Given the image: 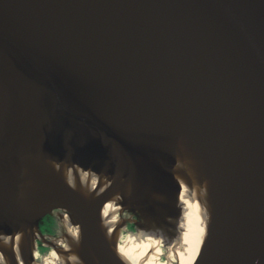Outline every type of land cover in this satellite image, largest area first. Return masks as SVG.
<instances>
[{
    "label": "water",
    "instance_id": "1",
    "mask_svg": "<svg viewBox=\"0 0 264 264\" xmlns=\"http://www.w3.org/2000/svg\"><path fill=\"white\" fill-rule=\"evenodd\" d=\"M64 43L84 53L71 52ZM26 56L61 67L70 78L61 79ZM107 64L198 83L186 92L197 118L193 127L207 140L234 146L231 194L198 264H264V0H0V81L24 107L21 119L10 125L0 92V215L7 216V209L17 213L0 229L33 222L45 237L39 225L51 211L33 219L1 201L5 172L15 177L28 155H41L48 189L14 190L40 198L52 197L55 148L57 156L93 170L124 157L133 165L128 136L104 108L115 105L111 96L120 86V76ZM133 124L142 136L160 142L157 154L174 158L175 132L139 120ZM117 178L116 172L111 184ZM63 187L58 185V196L98 264H115L92 219Z\"/></svg>",
    "mask_w": 264,
    "mask_h": 264
},
{
    "label": "bare ground",
    "instance_id": "2",
    "mask_svg": "<svg viewBox=\"0 0 264 264\" xmlns=\"http://www.w3.org/2000/svg\"><path fill=\"white\" fill-rule=\"evenodd\" d=\"M61 45L71 52L84 53L79 47ZM26 57L61 79L70 78L61 67L46 66ZM106 68L120 76V86L111 96L115 105L104 103V108L112 123L128 136L133 165L130 167L124 157L93 170L57 156L55 148L51 164L57 179L52 197L40 198L21 196L14 190L48 189L41 155L24 157L17 178L9 169L1 179L4 190L1 201H8L33 219L55 208L67 210L58 215L68 231L48 241L47 244L54 243V249L38 260L41 236L33 222L20 224L12 231L0 229V264H98L99 259L87 245L70 207L58 196V185L64 186V193L92 219L101 246L115 259V264H174V260L177 264H198L205 256L212 231L231 194L229 155L234 150L233 144L224 139L207 140L193 127L197 118L186 92L195 88L197 82L177 74L167 80L108 64ZM0 92L6 97L8 121L13 125L21 119L24 107L20 98L1 81ZM35 99L39 107L40 101ZM116 106L123 107V111ZM196 107L197 104L194 110ZM135 118L139 123L160 125L178 135L174 158L157 154L160 142L142 136L134 127ZM116 172L118 178L111 184ZM125 206L141 211L147 228H142L139 234L129 232L120 242L126 223L124 218L117 219V213ZM6 211L7 216L0 215V223H13L17 213ZM162 255L166 260L161 259Z\"/></svg>",
    "mask_w": 264,
    "mask_h": 264
},
{
    "label": "rangeland",
    "instance_id": "3",
    "mask_svg": "<svg viewBox=\"0 0 264 264\" xmlns=\"http://www.w3.org/2000/svg\"><path fill=\"white\" fill-rule=\"evenodd\" d=\"M67 210L55 208L50 213L56 216V235L47 236L48 239H46L44 236L40 234V238L38 239V256L37 259L41 260L43 256L48 254L50 251L54 249L53 246L47 244L48 241L52 240L53 238H58L64 236L68 231V226L64 224V222L59 217V213H66ZM124 218L126 223V229H123L120 242H123V240L126 238V236L129 234V232H134L139 234L140 230L142 228H147V221L141 211L138 209H133L129 206H125L121 212L117 213V219ZM135 221L138 222V225L136 227H133L132 224L135 223ZM162 249L164 253L166 252V248L164 245H162ZM162 260H166V256L162 255ZM174 264H177L176 260H174Z\"/></svg>",
    "mask_w": 264,
    "mask_h": 264
},
{
    "label": "trees",
    "instance_id": "4",
    "mask_svg": "<svg viewBox=\"0 0 264 264\" xmlns=\"http://www.w3.org/2000/svg\"><path fill=\"white\" fill-rule=\"evenodd\" d=\"M56 217L54 215H47L41 222H40V230L42 232H49V233H55V227H56Z\"/></svg>",
    "mask_w": 264,
    "mask_h": 264
}]
</instances>
